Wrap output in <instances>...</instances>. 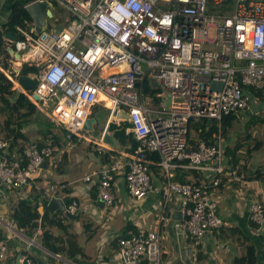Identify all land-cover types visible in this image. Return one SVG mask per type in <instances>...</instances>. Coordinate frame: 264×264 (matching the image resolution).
Here are the masks:
<instances>
[{
	"label": "built area",
	"instance_id": "built-area-1",
	"mask_svg": "<svg viewBox=\"0 0 264 264\" xmlns=\"http://www.w3.org/2000/svg\"><path fill=\"white\" fill-rule=\"evenodd\" d=\"M34 1L54 7L50 8L54 20L62 22L64 15L67 20L62 26L37 31L33 19H24L15 25L13 38L3 36V61L8 68L0 66V70L12 81L11 88L22 91L63 129L66 140L73 134L85 137L83 123L97 103L108 111L107 121L118 110L125 111L131 124L127 132H133L137 144L131 157L93 171L99 201L105 207L113 204L112 187L118 176L131 196L143 199L153 189L149 164L161 166L162 194L180 197V228L196 250L207 232L223 224L215 196L220 179L180 181L171 177L170 167L224 172L222 116L252 110L264 99V0H233L230 11L224 9L227 0L28 3ZM9 47L19 56L10 53ZM16 64L18 70L26 64L27 75L38 80L32 90L19 84L18 72L8 74ZM150 78L160 85L156 92ZM167 93L171 97L165 107ZM48 101L51 109L44 105ZM203 118L219 122L213 141L200 138L189 144L190 123ZM11 138L0 137V184L29 189L42 163L53 154L52 137L48 134L40 142L27 144L23 159L9 158ZM90 178L85 175L86 180ZM78 207V201L71 199L65 209L74 214ZM248 218L264 227V199L250 202ZM117 245L123 264H162L164 242L159 228L128 231L117 238ZM6 251L7 243L0 237V262ZM54 255L60 260L61 253ZM18 264L40 263L24 251Z\"/></svg>",
	"mask_w": 264,
	"mask_h": 264
},
{
	"label": "crops",
	"instance_id": "crops-1",
	"mask_svg": "<svg viewBox=\"0 0 264 264\" xmlns=\"http://www.w3.org/2000/svg\"><path fill=\"white\" fill-rule=\"evenodd\" d=\"M13 1L0 0V22L7 19ZM262 105H264V99L253 105L252 110L245 112L258 114ZM94 111L92 108L90 116H96ZM107 116L108 111L99 131L87 130V133L84 132V138L79 136L74 138V141L85 139L95 144L96 153L100 156L97 167H93L91 172L82 173V175L74 173L69 160L71 156L73 160V154L76 151L70 147L69 142L65 141L56 149L54 148L53 154L45 159L46 165L43 164L34 176L31 188L6 187L0 184V237L4 238L7 243L6 257L0 264H18V257L24 251L32 254L40 264H123L117 254V238L125 235L128 231L139 228H159L164 242L162 264H233L236 257L249 254L256 256L255 264H264V227L257 226L248 218L250 202L254 199H264V178H261L262 173L256 176L258 172H264V164L261 163V160L264 161V159H252V152L250 155L245 153L241 157L239 154L237 156L236 151L245 141H235L234 144L240 146L234 150L229 165L225 166L224 172L219 175L187 166L170 167L171 177L180 181H209L215 176L220 179L215 196L217 212L222 218L223 224L218 229L207 232L195 250L189 236L180 228L179 219L172 217L174 206L180 205V197L174 193H171L169 197H164L162 194L164 171L159 175L160 183L158 182V185L153 183L152 191L140 200L135 199L127 192L122 177L118 176L112 187L115 195L111 205L112 210L104 212L105 207L97 197L96 177L92 173L107 163L104 162L103 153L113 152L108 154L110 161L126 159L134 154V149L131 150V147L133 141L136 142V139L132 137L123 146L114 136L113 131L108 128L109 121L113 120L119 125L127 120V117L115 115L107 121ZM4 119L0 122V137L6 135L3 126ZM29 123L35 126V123L25 121L21 128L27 137V140L24 141V148L29 143L42 140L39 127H28ZM106 126L108 133L115 139L114 144L101 140V133ZM130 126L126 127V133H129L127 129ZM29 128L31 129L29 130ZM52 132L55 131L52 130ZM35 133L34 138L29 137ZM58 134L62 136L64 133L62 131ZM91 134L93 137H90ZM57 151H61L60 155L54 158ZM6 152L9 158L13 156L24 158L19 154L17 146L7 149ZM51 160L53 162L52 170L60 180L51 179L48 176L49 173L53 174L52 171L42 173ZM90 164H94V161ZM87 174L91 176L89 180L85 179ZM234 175L241 176V180ZM249 177L253 178L249 179ZM50 185H54V187L50 189ZM55 188L56 190H54ZM54 198H63L65 206L71 199L78 201V211L74 213V218H69L74 220L77 216L82 215L83 224L86 223L91 231L89 235L84 237L78 235L79 225H75L74 221L73 223L67 221L68 216L59 207L53 209L48 207L49 201ZM20 200H26L27 204L38 206L39 217L36 220V226L21 228L11 219L10 214ZM151 215H154L153 222L145 225L146 219ZM86 219L88 221L84 222ZM94 226L95 230H92ZM96 232L97 235H95ZM46 235L49 236L47 240L45 239ZM225 237H232L240 243H238L240 254L231 252ZM249 244L246 252L245 249ZM48 245H55L56 249L51 250ZM55 252L61 253L60 260L55 257ZM138 264H145V262L141 261Z\"/></svg>",
	"mask_w": 264,
	"mask_h": 264
},
{
	"label": "trees",
	"instance_id": "trees-1",
	"mask_svg": "<svg viewBox=\"0 0 264 264\" xmlns=\"http://www.w3.org/2000/svg\"><path fill=\"white\" fill-rule=\"evenodd\" d=\"M29 1L31 0H21V1L14 0L10 6V12L7 16V19L0 22V66L4 69L8 68V63L3 61V58L6 55L3 36L8 33H13L15 31V25L22 23L24 19H29V20L32 19L31 15L28 13V11L25 8V4ZM24 66L29 69V67L26 64ZM11 86H12V81L0 70V101L2 103L0 104V111L5 112L6 114L3 123L4 130L6 132L5 136L12 137L9 142L8 148H13L14 146H17L18 152L22 156L24 155V151H23L24 141L27 140L26 139L27 137L21 131L23 123L25 121L34 123L38 117L41 118L43 117L44 119H46L51 127L54 125V123L40 109H38V107H36V105L33 102H31L22 91H20L17 88H11ZM143 87L145 91L149 90V85L147 80H144ZM157 90L158 88L152 89L153 92H156ZM237 113L238 112H234V113L231 112L229 114L222 116L220 120V127L223 131V134H224V128L226 126L229 127L232 120L236 118ZM248 118H249L248 122L251 121L254 122L258 120L263 121L262 117L260 118L259 113L258 114L251 113V115ZM213 121L215 120L212 119L208 123V118H203L198 122H192L189 125V130L193 128L197 132L195 139L197 138L206 139L207 142L210 143L213 141V136H212L213 132L217 131L218 129L217 121L215 122ZM246 124L249 125L248 123ZM128 126H130V124L127 120H124L119 125L116 124L113 120L109 121L108 123V128L113 131L114 136L123 146L128 143L129 138L134 137L132 131L126 133L125 129ZM62 131L64 133L63 129ZM39 133L42 137L41 139H44L48 134H50L52 137L51 146H53V148L55 149L66 141V139L64 140L63 135L61 136L58 133L52 132L51 128L49 127L47 128L39 127ZM75 137L76 135L73 134L71 139H74ZM188 142L189 144H192L194 142V138L188 136ZM136 144L137 142L133 141L131 150L135 148ZM260 145H261V141H255L252 146L250 145L246 146L245 151L247 154L250 155L252 150L259 148ZM239 146H240L239 144H234V146L231 148L235 150ZM110 153L113 152H108V153L105 152L102 154L104 157V162L110 163L114 161V159L113 161L112 160L110 161V157L108 155ZM151 158L153 160L158 159V157L152 155ZM149 166L150 168L159 167L157 164L154 163H150ZM260 173L261 172H258L256 176H258ZM252 178L253 177H249V179ZM261 178H264V173L262 174ZM54 190H56V188ZM10 217L12 220L15 221L18 227L22 228L26 226L28 227L36 226L37 225L36 220L39 217V209L37 205L32 206L30 204H27L26 200H20L14 206L13 211L10 214ZM45 239L46 240L49 239V236L46 235ZM48 246L51 250L56 249L55 245H48ZM255 263H256V256L253 254L236 257L233 262V264H255Z\"/></svg>",
	"mask_w": 264,
	"mask_h": 264
},
{
	"label": "rangeland",
	"instance_id": "rangeland-1",
	"mask_svg": "<svg viewBox=\"0 0 264 264\" xmlns=\"http://www.w3.org/2000/svg\"><path fill=\"white\" fill-rule=\"evenodd\" d=\"M16 1H21V0H16ZM233 7V0H227L224 3V9L227 11H230ZM57 14V13H55ZM62 22H58L56 20L53 19L52 16L47 15L46 13L43 14L42 19L37 23V27L40 26V28L42 29H48V27H52L55 28L57 25L62 26L63 24H65V21L67 20V16H62ZM34 87V86H33ZM29 88L27 90H32V88ZM0 104L1 101H0ZM45 107H47L48 109L52 108V102L48 101L45 104ZM44 107V108H45ZM259 109V115L260 118L262 117L263 121L258 120V121H251L248 122V117L251 115V112H245V111H241L238 112L236 114V118L234 120H232L231 124L228 126H226L224 128V134H223V138H224V156L222 159V162L224 164V166L229 165V161L230 157L234 154V150L231 148L236 140H240L239 142H244L243 145H241V147H239V149L236 151L237 152V156L240 155V157L242 155H245V148L246 146H249L250 144H252L255 140H259L261 141L262 145L260 146V148H256L254 150H252V159L253 158H259L264 159V105H262ZM95 110V111H94ZM93 111L95 112L96 116H97V121L94 124V130L99 131L103 125V122L105 120V117L107 115V110L106 108L97 103L96 105L93 106ZM6 116L5 112L0 111V122L3 121L4 117ZM247 119V120H246ZM215 122V121H213ZM35 126H33L32 124L29 123L28 127H40V128H51L53 131L61 133L62 129H60L58 126L53 125L52 127L50 126V124H48L47 120L44 119L43 117H38L37 120H35ZM246 123H248L249 125H247ZM218 127H219V122L217 121ZM221 128V127H220ZM31 128H29L30 130ZM222 130V129H221ZM85 133H87V130L84 129ZM197 132L192 128L189 132V136L190 137H196ZM36 136L35 134H31L29 135L30 138H34ZM89 137V136H88ZM90 137H93V135L91 134ZM37 138V137H36ZM67 142H69L70 147L76 151L74 154L73 152H71V154H73V160H72V156L69 160V164L71 165V167L74 169V173L76 175H82V173H86V172H91V170L93 169V167H97L98 163H99V154L96 153V146L93 143H90L89 141L85 140V139H78L75 140H66ZM229 145V146H228ZM66 149V148H65ZM61 151H57L55 153V155L53 156L54 158H56L57 156L60 155ZM239 154V155H238ZM257 154V156H255ZM92 161H94V164H90ZM98 161V162H97ZM261 163L264 164V161L261 160ZM73 165V166H72ZM53 168V162L52 160L48 163L47 168L45 170L42 171V173L45 172H53V174H48V176L51 179H55V180H60L59 176L56 177V173H54V171L52 170ZM164 171V169L162 168H149V174H150V178H151V182L158 185V182L160 183V178L159 175L161 174V172ZM262 174L264 173L263 171L261 172ZM162 184V182H161ZM105 207V206H104ZM107 210H112V206L109 207H105L104 212H107ZM82 218L83 216H77L74 220H71L69 217H67V221L73 223H75V225H79L80 229L77 230V234L78 235H82V237L89 235L90 234V230L89 227H87L86 223L83 224L82 222ZM153 218L154 215H151V217L146 219L145 225H148V223L153 222ZM151 220V221H150ZM88 219H86L84 222H87ZM79 223V224H78ZM221 227V226H220ZM92 230H95V226L93 227ZM98 233L96 232L95 235H97ZM225 241L228 243V247H230L231 252H233V254H240V248L238 247V243L236 242L234 238L232 237H225ZM243 244V240L241 242ZM240 244V243H239ZM250 244L247 245V248L245 249V251H248Z\"/></svg>",
	"mask_w": 264,
	"mask_h": 264
},
{
	"label": "water",
	"instance_id": "water-1",
	"mask_svg": "<svg viewBox=\"0 0 264 264\" xmlns=\"http://www.w3.org/2000/svg\"><path fill=\"white\" fill-rule=\"evenodd\" d=\"M26 10L28 11V13L31 15L35 26H36V30L40 31L42 28H40V26L37 27V23L42 19L43 14H47V15H51V9H54V7H50L49 5H47L46 2L44 1H34V2H30L27 3L25 5ZM9 36H11L13 38L12 33H8ZM10 53H13L14 56L18 57L19 53L18 52H14L13 49L11 47L8 48ZM16 72H18V77L17 80L19 82V84L24 88V89H29L33 86H35L38 83V80L36 79V77L27 75V68L23 67L20 70L16 69ZM150 83L155 86L156 88H160L159 83L154 79V78H150L149 79ZM216 83L213 84V86H215ZM35 98H38V95L34 94ZM170 97L171 94L167 93L166 97H165V101H164V106L167 107V105L170 102ZM116 115L118 116H122V117H127V114L125 111L123 110H118L116 112ZM97 121V117L96 116H88L86 118V120L83 123V129L91 131L94 130V125ZM211 121V119H208V123ZM101 140L103 142L109 143V144H114L115 143V139H113L111 137V135L108 133V128L106 126L105 130L101 133ZM46 165V162H43L42 165ZM48 207L49 208H54V207H59L66 216L74 218L75 214L68 212L65 209V201L63 198H54L51 201H49L48 203ZM172 217L175 219H181L182 214H181V210H180V206L179 205H175L174 206V210L172 212ZM127 235V233L125 234Z\"/></svg>",
	"mask_w": 264,
	"mask_h": 264
},
{
	"label": "bare ground",
	"instance_id": "bare-ground-1",
	"mask_svg": "<svg viewBox=\"0 0 264 264\" xmlns=\"http://www.w3.org/2000/svg\"><path fill=\"white\" fill-rule=\"evenodd\" d=\"M17 67H18V64H16L15 66H13V67L10 69V71H7L8 74L13 73V72L17 69ZM110 70H112V68H110Z\"/></svg>",
	"mask_w": 264,
	"mask_h": 264
},
{
	"label": "clouds",
	"instance_id": "clouds-1",
	"mask_svg": "<svg viewBox=\"0 0 264 264\" xmlns=\"http://www.w3.org/2000/svg\"><path fill=\"white\" fill-rule=\"evenodd\" d=\"M27 3H28V2H27ZM27 3H26V4H27ZM26 4H25V5H26Z\"/></svg>",
	"mask_w": 264,
	"mask_h": 264
}]
</instances>
